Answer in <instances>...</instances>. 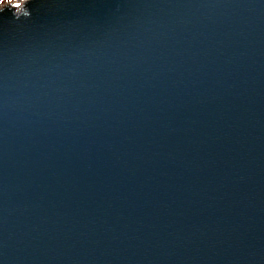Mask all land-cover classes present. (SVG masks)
<instances>
[{
	"label": "water",
	"instance_id": "water-1",
	"mask_svg": "<svg viewBox=\"0 0 264 264\" xmlns=\"http://www.w3.org/2000/svg\"><path fill=\"white\" fill-rule=\"evenodd\" d=\"M25 5L0 10V264H264V0Z\"/></svg>",
	"mask_w": 264,
	"mask_h": 264
},
{
	"label": "clouds",
	"instance_id": "clouds-1",
	"mask_svg": "<svg viewBox=\"0 0 264 264\" xmlns=\"http://www.w3.org/2000/svg\"><path fill=\"white\" fill-rule=\"evenodd\" d=\"M15 0H0V10H3L5 7L11 5L12 3H14ZM22 3H27L28 0H21ZM28 13L25 12V15H27Z\"/></svg>",
	"mask_w": 264,
	"mask_h": 264
},
{
	"label": "rangeland",
	"instance_id": "rangeland-1",
	"mask_svg": "<svg viewBox=\"0 0 264 264\" xmlns=\"http://www.w3.org/2000/svg\"><path fill=\"white\" fill-rule=\"evenodd\" d=\"M24 5V3L21 2V0H15L14 3H12V6H14L16 8V10H20V8H22V6ZM11 7V5H9Z\"/></svg>",
	"mask_w": 264,
	"mask_h": 264
},
{
	"label": "bare ground",
	"instance_id": "bare-ground-1",
	"mask_svg": "<svg viewBox=\"0 0 264 264\" xmlns=\"http://www.w3.org/2000/svg\"><path fill=\"white\" fill-rule=\"evenodd\" d=\"M26 3H24V5L22 6V8H20L21 10L24 8V7H26V5H25ZM10 7V6H9ZM11 7H13L14 9H16L14 6H12V4H11Z\"/></svg>",
	"mask_w": 264,
	"mask_h": 264
}]
</instances>
